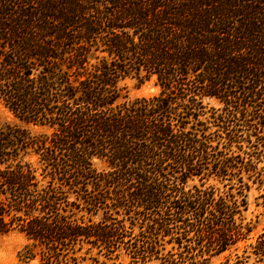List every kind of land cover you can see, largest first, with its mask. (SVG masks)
<instances>
[{
    "label": "trees",
    "instance_id": "trees-1",
    "mask_svg": "<svg viewBox=\"0 0 264 264\" xmlns=\"http://www.w3.org/2000/svg\"><path fill=\"white\" fill-rule=\"evenodd\" d=\"M0 101L23 259L264 264V0H0Z\"/></svg>",
    "mask_w": 264,
    "mask_h": 264
},
{
    "label": "rangeland",
    "instance_id": "rangeland-1",
    "mask_svg": "<svg viewBox=\"0 0 264 264\" xmlns=\"http://www.w3.org/2000/svg\"><path fill=\"white\" fill-rule=\"evenodd\" d=\"M127 85L130 90L131 97H149L153 95H157L160 91L159 87H157L154 82H148L144 84L141 88H136V82L128 80ZM206 104H209V107H219L217 102L215 101H206ZM8 125H17L21 127H27L26 124L18 120L14 114L9 111L3 103L0 101V128H5ZM33 131H41L39 129H35L34 127H27ZM209 128L215 132L220 126L210 125ZM222 128V127H221ZM198 183V182H197ZM259 193L253 190L250 194V209L246 214L247 219L253 220L254 223L257 222L259 218V222L256 224L257 228L255 230V235L260 234L264 231V216H261L262 209L257 207L258 200L256 199ZM27 244L26 237L19 233L13 232L8 236L4 237L0 243V264H44L40 258H35L32 260L23 259L20 256L23 248ZM124 264H129L128 260H123ZM221 260H215L213 264H220ZM78 264H91L90 261H82L80 260Z\"/></svg>",
    "mask_w": 264,
    "mask_h": 264
}]
</instances>
